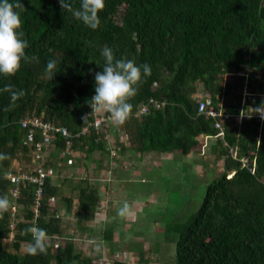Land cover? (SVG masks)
I'll use <instances>...</instances> for the list:
<instances>
[{"label":"trees","instance_id":"obj_1","mask_svg":"<svg viewBox=\"0 0 264 264\" xmlns=\"http://www.w3.org/2000/svg\"><path fill=\"white\" fill-rule=\"evenodd\" d=\"M70 2L79 8L80 0ZM20 3L25 10L16 11L28 43L25 53L37 56L39 62L22 60L14 76L0 74V89L11 84L26 93L15 108L4 111L10 94L0 91V153L10 157L0 162V196L9 197V183L3 176L9 166L30 164L41 140L38 131L28 138L20 125L25 118H40L70 134L90 123L87 134L72 142L74 149L87 155L95 150L106 152L109 132L117 144L122 138L137 152L181 155L198 146L200 134L212 136L217 139L212 151L222 159L223 172L206 185L198 208L185 222L166 225L164 233L176 236L171 264H264V121L228 123L222 136L228 146L237 149L238 157L253 162V173H249L229 158L214 136L211 119L197 114V104L204 97L213 106L223 102L225 111L236 110L232 103L238 101L245 80L236 72L247 71L249 105L255 106L264 95V0H105L96 30L62 9L59 0ZM105 45L116 59L150 65L152 72L142 76L137 95L129 100L133 106L130 118L121 126L113 122L94 130L89 101L95 94V73L105 64L101 55ZM49 60L57 61L51 80L46 72ZM196 94L201 99L192 98ZM141 105L146 107L145 114L134 117ZM53 142L46 164L54 167L62 139L56 135ZM56 192L57 187L47 182L35 224L48 233L46 254L26 252L32 242L31 233L24 232L32 227V187L26 185L18 199L23 210L16 214L9 239V211L0 219V264H95L100 258L99 250L91 255L63 234L59 217L46 201ZM64 201L69 210L71 199ZM97 201L95 188L84 180L76 192L77 232L85 230ZM110 237L108 230L105 239Z\"/></svg>","mask_w":264,"mask_h":264},{"label":"crops","instance_id":"obj_2","mask_svg":"<svg viewBox=\"0 0 264 264\" xmlns=\"http://www.w3.org/2000/svg\"><path fill=\"white\" fill-rule=\"evenodd\" d=\"M107 138V142L104 143V150L108 148V141L110 146L113 145L118 147L115 165L109 167V158L107 157L106 152L95 150L87 155L84 150L75 148V152L77 153L74 159L75 166L73 165L74 167L71 166L70 168H63L65 174L64 178L60 181V184L57 187V192L54 196L55 202L53 204V208L55 204L58 206L59 210L56 215L64 222L63 226L61 224V228L65 229H63V234L70 237L74 241L75 246L77 242H79L81 246H83L91 255H95L97 250L102 253L104 252L103 249L106 248L112 253L124 251L130 255V261H133L135 257V262H137L138 257L136 256L137 254L131 250L132 247H130L131 249L127 247L128 250L124 249L122 251L117 248H119L122 244H127L128 246V244L133 243L131 239L136 238H129L127 235L131 232L130 224L135 221L136 215L142 213V199L146 198L149 204L153 197L156 198L157 202L160 200L159 198L162 196V192L167 191V189L158 181H161V176L167 173L170 177L172 173L174 174V172L178 174L177 177H172L174 181H176V178L184 179L187 176L192 179L207 176V173L212 171L213 168L209 171L207 170L209 164L205 162L204 158L213 160L212 162L216 163V168H214L215 170L213 171L219 170L217 172L222 173V159H215L213 156L212 148L215 142L213 145L210 144L209 147L207 146L208 140L213 138L200 134L196 137L198 146L192 148L188 154L181 155L176 153L179 154L181 158L178 166V168L180 167L179 171L176 172V170H170L168 172L169 168L164 165L167 163L173 164V154H159L154 152L141 153L134 151L128 144V141H122V138H119L121 143L117 144L116 141H118V139L114 138L113 134L111 135V132L108 133ZM100 166L101 168H99ZM86 168H99V170H101L94 178L90 176L86 178V176H84L83 180H78L75 184H71L68 189V195L63 193V184L69 182L70 180L68 179H70L72 175L74 177L73 179H78V177L85 172ZM102 172L104 174L98 177V175ZM84 180L87 181L89 186L95 188L98 195V201L93 208L91 217L84 224L85 230H83L82 233H79L76 230V192ZM67 198L71 199V206L69 210H67V206L64 201ZM125 202H127L130 207V214L126 217H122V222L120 220H115V211L118 213V210ZM154 205L160 208L157 209V211L160 212V215L164 216L165 209L168 208L169 203L162 201L159 204L157 203ZM120 218L121 217H119V219ZM108 220L112 224L102 227V225H104ZM96 225L99 227H95ZM153 227V233L158 235L164 234L166 227H162L164 229H159V224H157L156 220L153 221ZM156 229H158V232L155 231ZM98 230L100 231L97 232ZM108 230L111 231V237L109 240H106L105 232ZM119 239L123 241L120 242V246L118 245V247H116ZM98 240L102 241L100 242ZM160 252L162 253L163 251ZM135 262H133V264H136Z\"/></svg>","mask_w":264,"mask_h":264},{"label":"clouds","instance_id":"obj_3","mask_svg":"<svg viewBox=\"0 0 264 264\" xmlns=\"http://www.w3.org/2000/svg\"><path fill=\"white\" fill-rule=\"evenodd\" d=\"M59 3L62 9L71 12L76 20L81 21L88 28L96 30L99 27L98 13L104 9L105 0H80L78 9L72 7L70 0H59ZM16 9L25 10L20 0H13V2L0 0V74L6 77L14 76L19 71L22 60L25 63L39 62L37 56L29 57L25 53L28 43L23 38L24 32L20 31L22 22L20 13ZM88 43L85 42L86 45ZM101 55L105 64L102 71L95 73V95L91 97L89 106L92 112L109 114L114 124L121 126L131 116L133 106L129 100L137 95L139 86L143 82L142 76H150L152 69L147 64L137 66L133 60L126 58L116 59L113 50L106 45L101 49ZM56 67V60L47 62L46 72L50 80L55 74ZM0 91L10 94V104L4 111L15 108L17 100L26 94L22 89L14 90L11 84L5 85ZM254 112L264 120V101L254 108ZM213 139L217 141L214 137ZM9 158L8 154L0 153V162ZM11 207L12 202L9 197L0 196V219ZM129 214L130 207L125 202L118 210V215L126 217ZM24 232L32 235V242L26 248L27 254L33 256L46 254L49 242L47 231L38 226H32L24 229Z\"/></svg>","mask_w":264,"mask_h":264},{"label":"built area","instance_id":"obj_4","mask_svg":"<svg viewBox=\"0 0 264 264\" xmlns=\"http://www.w3.org/2000/svg\"><path fill=\"white\" fill-rule=\"evenodd\" d=\"M247 71L236 72V76L243 77L245 80L238 92V101L232 104L236 107L234 112H228L224 109L223 102H217L214 106L211 105L208 97L201 99L198 94L194 95L195 98L201 99L197 104V114L203 115L206 118L211 119L212 129L216 131V135L219 138L222 148L225 149L227 155L230 159L239 163L240 168L246 169L249 173H253V162H249L247 157H238L237 149L235 147L228 146L222 139L223 133L226 131V125L231 123L233 125H238L243 121L254 120L255 122L261 123L262 120L258 114L254 112V108L264 101V95L259 96L256 100V105H249L247 103V97L249 95V90L246 87L247 84ZM95 95V94H93ZM92 95V96H93ZM146 112V107L141 105L136 110L134 117H139L144 115ZM109 123H113L111 117L107 113H95L93 112V118L91 126L94 130H102L106 128L105 126ZM90 124V123H89ZM81 127L75 134H70L64 127L56 126L49 122H44L40 118H25L20 122L22 128L27 130L28 138L32 136L35 132H39L41 140L37 144L36 149L32 152L30 158V164L22 166L17 162H13L8 171L4 173V178L9 183V199L12 202V207L9 210V223H8V239L12 236L14 227L16 224V214L19 210H23L22 204L18 203L20 199L21 189L26 185L32 187V203L30 205L31 210V223L35 226L36 220L40 217L41 200L43 196V191L48 182V185L58 187L60 181L64 178L65 172L61 167L62 163L65 166H71L74 164V159L77 155L75 149L72 147L73 140L83 137L88 132V125ZM59 135L62 139V146L56 154V159L54 160V167L46 164V160L49 157L51 151L54 148L55 136ZM108 140L107 136H105ZM80 145V142H78ZM107 157L109 158V167L115 165V160L117 158L118 147L113 145L110 146L108 141V148H106ZM58 170V171H57ZM104 174L103 172L98 175ZM233 174V171L226 175L229 178ZM47 203L51 207L55 202V197L47 198ZM51 239H55L57 243L56 236H52ZM78 244H80L78 242ZM81 245V244H80ZM83 247V246H82ZM130 255L127 252H117V253H104L102 252L100 258L95 264H112V262H125L127 264H133Z\"/></svg>","mask_w":264,"mask_h":264},{"label":"rangeland","instance_id":"obj_5","mask_svg":"<svg viewBox=\"0 0 264 264\" xmlns=\"http://www.w3.org/2000/svg\"><path fill=\"white\" fill-rule=\"evenodd\" d=\"M192 98H194V96H192ZM214 142H215L214 139L208 140L207 146L209 147L210 144L213 145ZM170 154L174 155L173 164L167 163L164 166H167L169 168L168 172L170 170H176V172H178L180 169V167L178 168L179 160L181 158L179 154L176 153H170ZM213 156L215 159L218 158L215 154H213ZM204 160L207 164H209L207 169L208 171L213 168L212 171L207 173V176L197 179H192L187 176L184 179L176 178V181H174L172 177L173 176L177 177L178 174L174 172V174L173 173L172 175L170 174L171 175L170 177L167 173L161 176L162 179L161 181H158L160 182L161 185H164L167 189V191L162 192V196L159 198L160 200L157 202L156 198L153 197L149 204L146 198L142 199V203H143L142 213L136 215L135 221L132 224H130L131 232L130 234L127 235L129 238L132 237H136V238L131 239L133 243L128 244V246L127 244L126 245L122 244L120 246V242L123 241L121 239H119V242L116 244V247H118V245L120 246L119 248H117L120 251L127 249V247L129 248L132 247L131 250L135 254H137L136 256L138 257L137 262H135V257L132 262H135L136 264H171L172 263V258L174 254V240L176 236L173 235L172 233H167V232L161 235L153 233L152 231L154 229L153 221L156 220L157 224H159L158 227L159 229H164L166 225L168 226V224L170 223L185 222V220L188 219V216L192 215L196 211V209L200 204L206 185L214 178L219 177V175L221 174L217 172L219 170L213 171L215 170L214 168H216V163L212 162L213 160H208L205 158ZM99 168H101V166ZM99 168L96 169L86 168L85 170L86 173L84 172L82 173V175L80 176L78 175L79 176L78 179H73L74 177L72 175L70 179H68L70 181L67 182L66 184H63L62 188H64V190L62 192L68 195L69 194L68 189L70 188L69 186L71 184H75L78 180H83L84 176H86V178L89 176L94 178L101 170V169L99 170ZM162 201L169 203L168 208L165 209L164 216L160 215L159 214L160 212L157 211V209L160 208L154 205L157 203L159 204ZM58 210H59L58 206H56L55 204L54 213H58ZM114 214H116L115 220L118 221L120 220L122 222V217L119 216L116 211ZM119 217L121 218L119 219ZM60 221L63 226L64 222L62 220ZM110 224L112 223L108 220L104 225H102V227L109 226ZM97 226L98 225H96L95 227ZM99 231L100 230H98L97 232ZM155 231L158 232V229H156ZM98 241L101 242L102 240H98ZM21 250L23 251V248ZM103 251L104 253L111 252L107 248L103 249ZM160 251L163 252L161 253ZM139 259L143 260L145 263L140 262Z\"/></svg>","mask_w":264,"mask_h":264}]
</instances>
